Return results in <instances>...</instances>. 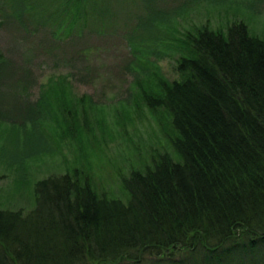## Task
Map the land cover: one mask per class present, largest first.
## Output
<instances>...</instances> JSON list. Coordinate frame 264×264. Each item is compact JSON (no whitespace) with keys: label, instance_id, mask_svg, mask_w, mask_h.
Here are the masks:
<instances>
[{"label":"trees","instance_id":"obj_1","mask_svg":"<svg viewBox=\"0 0 264 264\" xmlns=\"http://www.w3.org/2000/svg\"><path fill=\"white\" fill-rule=\"evenodd\" d=\"M57 3L51 22L72 27L105 16L109 0H27V14L43 22ZM159 24L141 44L162 34L181 79L156 67L135 86L162 119L165 151L137 156L118 174L117 195L97 186L91 158L37 181L31 210L0 209V264H264V40L243 22L175 34ZM4 60L0 51V74ZM44 86L34 106L50 108L47 117L60 108L66 134L47 138L24 119L9 152L26 162L68 138L82 155L94 150L101 124L79 108L89 97L69 98L63 77Z\"/></svg>","mask_w":264,"mask_h":264},{"label":"rangeland","instance_id":"obj_2","mask_svg":"<svg viewBox=\"0 0 264 264\" xmlns=\"http://www.w3.org/2000/svg\"><path fill=\"white\" fill-rule=\"evenodd\" d=\"M26 1L18 0L11 8L8 0H0V51L7 61L0 74V209L24 214L33 208L35 183L64 175L72 161L82 164L91 158L97 186L117 195L118 174L127 175L137 156L165 151L162 119L140 104L135 86L136 79L142 81L156 67L168 81L181 79L175 68L178 55L159 45L162 34L154 46L149 42L153 37L141 44L154 31L153 22L174 34L243 22L250 35L264 40V0H109L106 15L97 18L101 22L79 21L72 27L71 22H51L54 17L49 16L60 3L40 22L35 14H27ZM59 77L66 81L69 98L91 100V106L85 101L79 108L88 107L92 122L101 124L103 133L96 139L100 146L82 155L77 142L68 138L59 149L21 162V150L9 151L26 134L20 132L24 119L37 122L47 138L51 129L66 134L60 108L47 117L44 110L50 108L34 106L48 80Z\"/></svg>","mask_w":264,"mask_h":264}]
</instances>
